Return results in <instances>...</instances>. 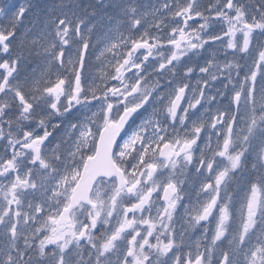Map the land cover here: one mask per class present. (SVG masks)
<instances>
[{"label":"snow or ice","instance_id":"snow-or-ice-1","mask_svg":"<svg viewBox=\"0 0 264 264\" xmlns=\"http://www.w3.org/2000/svg\"><path fill=\"white\" fill-rule=\"evenodd\" d=\"M0 264H264V0H0Z\"/></svg>","mask_w":264,"mask_h":264}]
</instances>
